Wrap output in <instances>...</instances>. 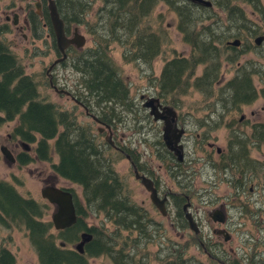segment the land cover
Returning a JSON list of instances; mask_svg holds the SVG:
<instances>
[{
  "label": "trees",
  "instance_id": "16d2710c",
  "mask_svg": "<svg viewBox=\"0 0 264 264\" xmlns=\"http://www.w3.org/2000/svg\"><path fill=\"white\" fill-rule=\"evenodd\" d=\"M54 1L66 31L73 24L82 25L92 38V45L84 50L75 51L70 47L76 61L73 67L80 73L77 95L89 96L96 109L110 119L116 115L119 118L117 108L135 111L130 89L112 56L114 46L120 48L125 63L150 65L171 41L163 13L154 14L159 4L176 14V28L191 49L188 55L174 54L167 58L160 74L152 79L157 95L162 98L184 95L181 88L186 79L195 76L200 65L204 66L203 71L194 77L191 85L213 96L216 94L213 83L218 79L221 60L236 63L240 58L235 52L237 47H229L226 42L231 37L247 39L248 34L255 37L264 33V0H210V7L190 0ZM243 4L252 9L259 23L247 15ZM214 7L223 11L229 25L218 24L221 18L216 17ZM92 12L93 19H90ZM30 14L29 21L34 24L32 36L35 37L38 36L35 27L39 19L35 13ZM44 22L53 35L47 15ZM229 52L232 56L222 59ZM254 69V73L241 72L233 77L232 80L239 83L233 87L237 91L227 94L231 99L253 100L259 95L252 84L253 74H258L260 69L258 66ZM12 121H16L12 138L33 146V154L22 151L19 160L23 163L52 162L55 174L82 187L83 199L75 197L76 223L57 231L50 220L43 218L46 206L42 202L21 195L0 179V227L22 228L39 264H89L90 258L100 256H108L110 264H140L134 251L142 243L154 242L151 227L156 224L148 211L126 192V183L114 168L115 160H102L97 142L79 126L71 111L40 97L33 75L25 73L0 35V127ZM52 153L58 155L57 162L52 160ZM185 201H174L182 228L185 224L181 204ZM99 215H102L99 225H87L88 216ZM82 231L91 233L92 239L85 243L81 254L70 245L79 240ZM60 242L65 245L61 246ZM190 243L191 240L185 244L175 243L174 254L159 246L158 250L166 253L164 259L157 258L159 264H200L183 257ZM0 255L2 263H15L8 249L0 247Z\"/></svg>",
  "mask_w": 264,
  "mask_h": 264
},
{
  "label": "rangeland",
  "instance_id": "374dc122",
  "mask_svg": "<svg viewBox=\"0 0 264 264\" xmlns=\"http://www.w3.org/2000/svg\"><path fill=\"white\" fill-rule=\"evenodd\" d=\"M35 1L37 0H0V35L9 46L10 50L16 55L21 65L24 67L25 73L33 75L34 79L38 83L40 97L56 103L60 109L73 112L74 115H76L77 122L82 126L90 127L91 133L95 135L97 141L101 143V141L104 140V136L107 134V131L105 130L104 133H99L97 131V127L100 125L95 124L90 117L85 115L83 108L78 106V104L71 98L72 96L68 95L67 93L64 94L63 92V90H69L72 91L74 96H80L76 94L78 90L77 87L80 86V73L77 72L73 67V64H75L76 61H74L72 55H69V58L64 64H59L58 66L51 69V71L48 72V75L46 74L48 67L53 63V61L56 60L57 57L53 49L52 34L50 31H47L46 28L44 33L45 35L49 33L50 36L46 37L43 35L40 39H37L36 37L32 36L33 29L31 28V25L26 26L24 23V18H26L28 11L30 10V12L33 13L36 11L34 6ZM43 4L46 5V1H44ZM96 5L97 3L93 6V8ZM242 7H244L247 15L252 18V20L259 23L256 14L253 13L252 9L248 5L243 4ZM40 11H42V9H40ZM213 11L216 13V17L218 16L221 18L218 20V24L224 23L229 25L227 19H224L225 15L223 11L216 7H214ZM160 12L164 15V25L168 29L171 41L163 49L160 55L155 60H153L152 64L125 63L121 57V50L117 45L114 46L112 51V56L119 64L122 77L127 82V85L130 89V96L133 99V109L135 110L128 112L124 111L125 109L122 111L121 108H117L116 112L119 113V118H117V115L116 117H111L113 118L111 119L113 121V138L118 143L125 144L129 149H138L139 151H144L146 153H149V150L145 145L152 147L155 137H150L147 140V143H145L144 141H141V134L137 132L139 131V128L136 130V127H139V121L142 117V113L144 112V115H147V110L141 109V97L147 95H157V88L155 86L156 84H154L152 79L160 74L161 68L167 58L172 57L174 54L188 55L191 50L190 45L183 42L182 34L176 28V14L163 4H159L156 7L154 14H158ZM15 14L17 15L18 23L14 25L12 23V19L14 18ZM7 15L11 17L10 20L5 19V16ZM89 17L90 19H93V12ZM41 28L39 29L40 32ZM75 28H77L78 33L85 37L86 41L83 47L79 49H76L74 46L72 47L77 51H81L86 47L91 46L92 38L82 25L73 24L69 26L67 35L72 37ZM36 32H38V30ZM262 34L264 33H260V35ZM234 39L235 37H231L229 40ZM69 52L71 53V51ZM262 54H264V52ZM248 60L252 61L256 66H259V68L264 69V57L259 56V53H254L253 51L244 53V56L241 58L240 62L243 63ZM203 68V65L198 66L195 70V76L202 73ZM222 71L226 72L224 79H228L233 73V67L232 65H227L225 62H223L221 73ZM48 76L52 78V87L50 85ZM195 76H192V79H186L184 88H181L185 93L184 95H171L168 97L176 104L177 111L182 119H187L188 113L192 112L193 123L196 122L194 118L203 116L201 114L212 113V111L217 112V110H219L218 106L215 107L213 105L214 101L212 102V98H206V96H209L207 92L204 91L205 93H201L196 91V89L191 85ZM254 82L257 85V89L264 87V73L261 77L255 76ZM54 87H56L58 90L61 89L60 92L55 91ZM83 96L84 95L79 98L82 99ZM215 96L216 95L213 94V97ZM91 102L93 103L92 100ZM262 105H264V97L259 96L249 108H245L244 112L247 115H249L250 109L260 112V107ZM105 111L108 112V110ZM94 112L98 115L97 110ZM106 112L105 114H108ZM214 117L216 116L214 115ZM148 118L152 120L151 116ZM148 118L144 117V120L146 121L147 119L149 121ZM148 121H146L147 124H149ZM15 122L16 121L8 122L0 127V146L6 145L10 150L13 151L14 155H17L25 149L20 140L13 139L11 137V132ZM217 134V131H215L212 135L214 137L217 136ZM217 143L220 145L219 141H217ZM196 144H194L195 148ZM30 146L31 148H29L28 152L32 155L33 146ZM186 146L192 147V141L187 143ZM103 154L107 157L111 154V160L113 161L114 159L116 162L114 164L115 170L122 178L123 182L126 183V192L137 204L142 205L148 211L149 217L156 224V226L151 227L153 229L152 237L154 242L149 243V245L142 243L139 246L140 248L135 249L134 251L136 252V258L139 260V263L159 264V260H157V258L164 259L166 257L165 251L158 250L159 246L165 250V246L170 244L169 242L185 244L190 240L191 243L187 249L188 252L186 250L183 257H186L187 254H190L197 259L208 261L207 255L202 251L200 245L197 244V239L193 232L188 228H182L180 226L177 216V208L173 201H170V203L167 205V214L164 216L161 215V213L151 203L149 193L140 184V182L134 178L132 167L129 161L111 148L105 150ZM58 159V155L52 153V160L57 162ZM261 159L264 161L263 156H261ZM51 164L52 162L50 161L48 162L39 160H35L23 166H20L17 161L14 164H9L0 152V179L12 184L21 195L31 197L42 202L46 206L43 217L45 220L51 219L53 206L41 197L40 190L44 184L48 182H55L58 186L72 188L77 198L80 199V201L83 199L82 187L78 184L56 176L57 174L53 172ZM193 167L194 171H197V174L194 176L195 179L193 183L191 180V182L188 184L187 191H189L191 195H194V197L190 199V210L200 223V239L204 241L206 236L212 235L211 229L213 227H224L231 234V240L227 245V249H235V251L231 249L232 253L236 252L234 253V256H239L242 253L243 248H245V251H247L250 233L256 235L257 231H262V237L264 239V222L261 226H258L255 222H252L251 219V216H253L257 211V208L253 203L256 204L258 201L255 202L254 197H262L261 193L264 191L263 166L256 165L254 168V173H252V178L250 180H254L252 182V187H254L253 192H250L249 190H238L240 194H236L233 198H227V195L232 193V189L228 187L226 182H222L218 179L217 183H215L216 181L212 180L214 175L210 168H205L198 162L193 163ZM166 180L167 185L172 187L174 190L181 192L185 190V182H179L181 185L180 187L172 179L166 178ZM246 185V189L251 187L250 183H246ZM240 187H242V185H240ZM221 203L226 205L227 221L225 225L214 223L208 215L210 211L217 208ZM261 210L264 211V206ZM101 220L102 215L97 217L88 216L86 218L87 225H99ZM52 232L54 233L55 230L53 229ZM218 240L222 241V237L221 239H217V241ZM0 245L7 248L10 253L13 254L15 259L14 264H39L37 255L29 242L26 232L22 228H1ZM260 248L264 250V242L262 245L260 244ZM171 259H173V256ZM110 263L111 260L108 256H100L89 259V264Z\"/></svg>",
  "mask_w": 264,
  "mask_h": 264
},
{
  "label": "flooded vegetation",
  "instance_id": "af4514ba",
  "mask_svg": "<svg viewBox=\"0 0 264 264\" xmlns=\"http://www.w3.org/2000/svg\"><path fill=\"white\" fill-rule=\"evenodd\" d=\"M38 1L40 2V9H42V11L39 10L40 14H37L36 11H34L35 15L39 19V24L36 25L35 27L36 31L38 30L37 32L38 36L35 37L37 39H40L41 36L45 35L44 32L46 28L47 31H49L47 24L43 21V17L45 19L46 15L49 18V10L47 8V4H48L47 0H38ZM44 1H46V5L43 4ZM29 15H31L30 10L28 11L26 18H24V23L26 26L31 25V28H33L34 24H32L29 21L30 19ZM5 19L10 20L11 17L7 15L5 16ZM12 20L13 23L14 18ZM50 26L52 29L51 23ZM40 28H41V32L39 31ZM45 36L49 37L50 34L47 33ZM258 36H262V38L260 42L257 44L255 40L256 37ZM230 41L231 40H228L226 42V45L229 47H237V49H235V52L236 54L240 55L239 61L236 63H230L221 60L222 62L219 68L218 79L213 83V87L216 90L215 92L216 96L215 97H213L212 95L206 96V98L213 99L212 102L214 101L213 105L215 107L218 106L219 110H217V112L212 111V113L201 114L203 116L202 117L198 116L197 118H194L196 122L193 123L192 112L188 113L187 119L184 118L182 119L177 111L176 104L172 102L170 98H162L159 95L156 96L147 95L141 97L142 98L141 109L147 110V115L145 116L144 112L142 113V117L140 118L139 121V127H136V130L139 128V131L137 132L141 134V141H144L145 143H147V140L150 137L153 138L155 137V141L153 142L152 147L143 144L147 147L149 153H146L144 151H139L138 149H129L125 144L118 143L113 138V130H112L113 121L109 117L108 118L105 117L101 113L100 109L99 110L96 109L95 102L93 101L92 103L91 102L92 99L89 96L82 97L81 99L79 98L80 96L79 97L74 96L72 91L63 90V89L62 90L64 94L67 93L68 95L72 96L71 98L78 104V106L83 108L86 116L90 117L95 124L100 125L99 127H97V131L99 133H104L105 130L107 131V134L104 136V140L101 141V143H99L95 138V135L91 133L90 127L82 126L77 122L81 128H83L88 133H90L92 138L95 141H97L98 153L101 155L102 160L112 161L111 154L108 157L103 154L105 150H108L110 148L116 151L119 155H122L125 159H127L132 167L134 178H135V170H136L139 175H143L152 181L153 186L156 188L157 194L160 199L166 198L165 200L166 214H167V205L170 203V201H173V203L176 204V202H174L175 200H178V202L182 199L186 200L184 203L181 204L182 216L184 219L183 223L185 224L184 228L190 229L187 219L185 218V211L183 208L185 204H188L186 209L191 213L193 220L199 229L198 233H194V231L191 229L190 231L193 232V234L197 239L196 241L197 244L200 245L202 251L207 255L208 258V261H203L201 259H197L194 256H191L190 254H187L186 258H188L190 262H198L200 264H264V250L260 248V244L262 245V243L264 242V239L262 237V231H257L256 235H253V233L249 234L250 238H249L248 249L247 251H245L246 249L243 248L242 253L239 256H234V253L236 252L234 253L231 252V249L233 251H235V249L233 248L227 249V245L230 243L231 240V234L224 227L222 228L213 227L211 229L212 235L206 236V239L202 241L200 239V235H201L200 223L198 222V220L190 210V206H191L190 199L193 198L194 195L193 194L191 195V193L187 191L188 184L191 182V180L193 183L195 179L194 176L197 174V171H194V167H193V163L195 162H198L200 165H203L205 168L208 167L212 170L214 175V178H212V180L216 181L215 183H217L218 179L222 182L227 183L228 187L232 189V193H229L227 195V198L230 197L233 198L236 194L239 193L238 190H243V191L249 190L250 192H253L254 187H252L253 186L252 182L254 180H250V179L252 178V173H254V168L256 165H259V166H263L264 169V161H262L261 159V156L264 157V105L260 107V112H257L253 109L249 110V115H247L244 112L245 108H249L257 100L259 96L264 97V87L257 89V85L253 81L252 86L256 88L258 90L257 92L259 93V95L253 100L240 101L238 99H234L233 97L231 99L230 96L227 95L230 92L234 93L235 89H233V87L234 85H236V83H239V81L237 80H232L234 76H239L241 72H243L244 74L254 73L255 71L254 68H256V65L252 61L248 60L246 62L241 63L240 60L244 56V53L253 51L254 53H259L260 56V53L264 52L263 49L264 34L262 35L258 34L255 37H253L252 34H248L247 39H239L238 46L231 45L229 43ZM70 47L66 49V58H64L61 62L55 64L51 69L58 66L59 64L62 65L65 63V61L69 58V55L72 54V50ZM53 49L57 56L56 59L62 57V53H60L56 48V43ZM76 49L75 51H77ZM69 51H71V53ZM228 56H232V54L230 52L227 53L226 56L224 54L222 59H226ZM223 62H225L227 65H232L233 67V73L228 79H224L226 72L222 71L221 73ZM51 69L47 70L46 72L47 75L49 74L48 72L51 71ZM259 69L260 72L258 74H253V79L255 76L261 77L262 74L264 73L262 72L264 71L263 68H259ZM51 79L52 78L49 77L50 85H51ZM218 91H219V95H218ZM150 98H157L158 100L152 101V103H150ZM145 102L150 103L149 104L150 106H144ZM151 107H154L156 113L161 114V118H159L158 120H154L153 115L150 114ZM96 110L98 112V115L97 113L95 114L94 112ZM101 114L103 118L101 117ZM214 115L216 117H214ZM149 116H151L152 120L148 118ZM74 117L76 119V115H74ZM144 117H147L149 119V121L146 119V121H148L149 124H147V122L144 120ZM165 129H168L169 131L165 140L169 142L172 149L167 146L164 140L163 132ZM215 131H217L218 134L217 136L213 137L212 134ZM93 139L92 141H94ZM176 139H177V144H175ZM190 141H192V147L189 146L187 147L186 144L189 143ZM217 141L220 142V145L217 143ZM196 143L198 144V146ZM194 144H196V148ZM175 150H177L178 152H176ZM10 151L12 152L15 161L8 162L9 164H14L16 161L20 166L31 163V162L23 163L18 158V155L22 151H27V150H22L17 155H14L12 150ZM115 163L116 162L114 161V164ZM166 178L172 179L180 187L181 185L179 182H185L184 183L185 190L183 192L174 190L172 187L167 185ZM137 180L140 182V179ZM246 183L247 184L250 183L251 187H248V189H246L247 186ZM46 185H55L57 187L69 190L72 194V198L75 206V197L77 198V196L75 195L72 188L58 186L55 182H48L44 184V186ZM240 185H242V187H240ZM261 196L262 197H254V201L255 202L258 201L256 204L253 203L254 206L257 208V211L254 213L253 216H251L252 222H255L258 226H261L262 223L264 222V211L261 210L262 207L264 206V191H262ZM154 207L156 206L154 205ZM54 209L55 207L53 206V211ZM215 209L221 210L224 217V220L222 222L214 221L211 218L210 214ZM215 209H213L208 213L209 217L214 223H220L225 225L227 221L226 205L224 203H221ZM221 237H222V241L219 240L217 241V239H221ZM169 243L170 244L165 246V248L170 252V254H172L176 251L175 243L174 242H169ZM75 244L76 242L74 244H71L70 245L71 248L74 249ZM0 247L3 246L0 245ZM1 258L2 255H0V259Z\"/></svg>",
  "mask_w": 264,
  "mask_h": 264
},
{
  "label": "water",
  "instance_id": "95a60500",
  "mask_svg": "<svg viewBox=\"0 0 264 264\" xmlns=\"http://www.w3.org/2000/svg\"><path fill=\"white\" fill-rule=\"evenodd\" d=\"M47 1H48L47 8L49 10V18H50V23L52 25L56 48L60 53H62V57L53 61V63L48 67V70H50L55 64H57L58 62H61L64 58H66V49L69 46H74L75 48H81L85 44L86 39L83 35L78 33L77 28H75L73 36L69 37L65 30L64 21L58 12L55 1L54 0H47ZM190 1L198 2L205 6L212 5L211 1L209 0H190ZM34 6L36 8V13L40 14V11H39L40 2L38 0L35 1ZM16 18H17V15L15 14L14 22H13L14 24L17 23ZM261 38L262 36L256 37L255 41L257 44L260 42ZM229 43L231 45L238 46L239 39L236 38L230 41ZM54 89L55 91L60 92V90H58L56 87H54ZM157 100H158L157 98H150V103H152V101H157ZM150 103L145 102L144 106H150L149 105ZM150 114L153 115L154 120H158L159 118H161V114L156 113L154 107H151ZM168 132H169L168 129L164 130L163 132L164 140L166 139ZM165 142L167 146L172 149L169 142L166 140ZM175 144H177V139L175 141ZM22 145L24 146L26 150L30 148L28 143L22 142ZM0 151L3 157L8 162L15 161V158L12 152L6 146L4 145L1 146ZM175 151L178 152L177 150ZM135 178L140 179L141 184L150 193L149 197L152 203L157 207V209L160 211L162 215H165L166 214V205H165L166 198L160 199L157 194L156 188L153 186L152 181L143 175H139L136 170H135ZM40 194L42 198L46 199L50 204H52L55 207L54 211L51 214V221L56 230L66 229L76 223L77 213H76V209L74 206L72 194L69 190L57 187L55 185H46L41 188ZM187 206L188 204H185L183 207L185 211V218L187 219L190 229L193 230L194 233H198L199 229L196 223L194 222L191 213L186 209ZM210 215L214 221L222 222L224 220L221 210L215 209ZM91 238H92V235L89 232L87 231L81 232L80 240L74 245V249L77 252L82 254L84 252L85 243L90 241ZM60 245L64 246L65 243L61 242ZM0 264H4V263L0 261Z\"/></svg>",
  "mask_w": 264,
  "mask_h": 264
}]
</instances>
